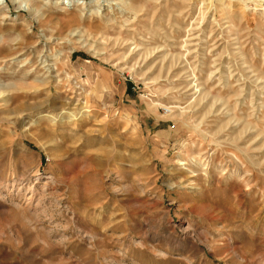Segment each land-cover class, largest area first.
<instances>
[{"label":"rangeland","instance_id":"1","mask_svg":"<svg viewBox=\"0 0 264 264\" xmlns=\"http://www.w3.org/2000/svg\"><path fill=\"white\" fill-rule=\"evenodd\" d=\"M0 264H264V0H0Z\"/></svg>","mask_w":264,"mask_h":264}]
</instances>
